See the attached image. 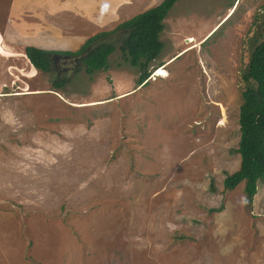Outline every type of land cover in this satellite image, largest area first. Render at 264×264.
Returning <instances> with one entry per match:
<instances>
[{"label":"rangeland","instance_id":"rangeland-1","mask_svg":"<svg viewBox=\"0 0 264 264\" xmlns=\"http://www.w3.org/2000/svg\"><path fill=\"white\" fill-rule=\"evenodd\" d=\"M117 1L120 15L93 35L162 0ZM10 3L0 0V264H264V179L251 203L244 183L223 188L240 163L264 0H179L145 85L117 48L104 71L87 75L79 60L54 70L61 89L30 66L35 38L13 31ZM78 24L52 56L80 52Z\"/></svg>","mask_w":264,"mask_h":264},{"label":"trees","instance_id":"trees-1","mask_svg":"<svg viewBox=\"0 0 264 264\" xmlns=\"http://www.w3.org/2000/svg\"><path fill=\"white\" fill-rule=\"evenodd\" d=\"M177 1L162 0L155 7L120 23L112 31L88 38L77 55L67 54H81L85 73L92 75L108 68V58L118 48L127 64L139 68L138 86L145 85L149 77V63L158 57L163 48L159 40L164 27L162 22ZM109 36L111 38H107ZM24 54L31 67L50 75L53 88L61 89L66 84V80L59 79L54 72L50 57L55 52L28 46L24 48ZM248 61L243 79L253 82V86L241 93L239 141L235 150L240 163L235 172L225 177L223 188L232 191L244 183L247 202L251 203L256 193V183L264 179V33L255 43Z\"/></svg>","mask_w":264,"mask_h":264},{"label":"crops","instance_id":"crops-1","mask_svg":"<svg viewBox=\"0 0 264 264\" xmlns=\"http://www.w3.org/2000/svg\"><path fill=\"white\" fill-rule=\"evenodd\" d=\"M28 1L11 0L8 24L14 23L13 31L17 35L27 33L29 34L27 37H34L35 42L31 46L44 50H50L55 46L54 38L65 35L63 33L68 28L72 30L77 22L78 26H82L77 32L79 39L93 37L95 32L102 31L109 21H114L120 15L118 8L123 2L108 0L110 3L106 6L105 0H36L34 5H29ZM100 4L102 9L97 12L96 8ZM43 10L48 12V16L40 23L38 13ZM38 38L47 41L39 40L41 42L39 45Z\"/></svg>","mask_w":264,"mask_h":264},{"label":"flooded vegetation","instance_id":"flooded-vegetation-1","mask_svg":"<svg viewBox=\"0 0 264 264\" xmlns=\"http://www.w3.org/2000/svg\"><path fill=\"white\" fill-rule=\"evenodd\" d=\"M82 57L80 56L78 58V57H75V56L62 54L60 56L59 55L51 56L50 59H51V63H52V66H53L54 70H58V69L66 70L68 67H64L65 64H68L70 62L74 63L75 61H78V60L81 61Z\"/></svg>","mask_w":264,"mask_h":264},{"label":"bare ground","instance_id":"bare-ground-1","mask_svg":"<svg viewBox=\"0 0 264 264\" xmlns=\"http://www.w3.org/2000/svg\"><path fill=\"white\" fill-rule=\"evenodd\" d=\"M226 22V21H225ZM157 77H165L166 76V72L163 68H160L157 70V72L154 74Z\"/></svg>","mask_w":264,"mask_h":264}]
</instances>
